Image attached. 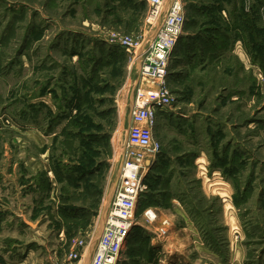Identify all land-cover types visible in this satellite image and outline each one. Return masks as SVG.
Masks as SVG:
<instances>
[{
    "label": "rangeland",
    "instance_id": "rangeland-1",
    "mask_svg": "<svg viewBox=\"0 0 264 264\" xmlns=\"http://www.w3.org/2000/svg\"><path fill=\"white\" fill-rule=\"evenodd\" d=\"M183 1L184 34L166 79L174 102L159 115L161 152L137 215L175 200L188 212L204 248L175 249V264H264V2ZM146 9L144 0H0V153L8 151L0 162L23 159V142L44 153L35 176L44 205L19 243L44 252V264L101 232L133 101L148 100L110 37L138 35ZM251 24L256 37L243 30ZM240 38L243 51L233 44ZM34 130L46 136L42 149ZM141 224L117 264H159L156 225Z\"/></svg>",
    "mask_w": 264,
    "mask_h": 264
},
{
    "label": "built area",
    "instance_id": "built-area-1",
    "mask_svg": "<svg viewBox=\"0 0 264 264\" xmlns=\"http://www.w3.org/2000/svg\"><path fill=\"white\" fill-rule=\"evenodd\" d=\"M144 1L147 9L140 33L109 37L135 67L138 90L147 84L141 90L148 100L144 105L133 101L118 179L90 260L86 261L92 244V236L88 234L75 238L55 264H117L131 232L142 222L147 228L155 223L154 238L162 240L168 235L169 220L162 218L157 223L158 214L152 207H145L137 215V204L146 191L151 166L160 154V144L154 138L159 115L174 102L166 79L169 63L184 34L186 9L183 0ZM236 47L242 50L240 41Z\"/></svg>",
    "mask_w": 264,
    "mask_h": 264
},
{
    "label": "crops",
    "instance_id": "crops-1",
    "mask_svg": "<svg viewBox=\"0 0 264 264\" xmlns=\"http://www.w3.org/2000/svg\"><path fill=\"white\" fill-rule=\"evenodd\" d=\"M239 41L240 39L233 40L235 47L236 43ZM129 125L130 118L128 121V126ZM34 131H36V133H34L35 135L28 132V134L33 136L30 137V140L34 141L38 148L42 149L44 143L48 144V141H46L47 139L45 140L44 138L46 136H44L39 130ZM31 132L33 131L31 130ZM4 145H6V143H4ZM11 146L12 145L9 144V152L13 151V147ZM6 148L7 147L3 148L4 151L1 149L0 156L8 154ZM17 155L19 156V159L22 157L23 159L17 161L16 155L13 154L11 159H8L7 161L1 159L2 162H0V264H13V261L16 259L18 262L15 261L16 264H28L30 258L32 260L29 262L30 264H44V252L34 256L35 251L33 249L25 250L22 245H19V243L27 241L26 237L27 235H30V231L33 229L36 230L33 223L37 224L39 223V220H35L36 213L34 211L40 209L42 211V206L44 205L45 200L42 199L43 191L38 188L35 181L36 174L44 165V153H40L39 156L29 154L27 150V142H23L22 145H18ZM171 204V208L164 205L155 206V210L158 214L157 223H159L162 218H166L170 222L167 237L162 240L155 238L154 241H159L157 243L160 246V254L157 256L159 264H175V249L179 252L185 251L192 247L191 244H194V247L199 250L204 248L201 247L204 246L201 237L196 236L198 227H195V223L189 216L188 212L180 207V203L177 200H175V204ZM222 226L225 225L223 224ZM185 230H189L191 236L184 233ZM35 232H37L36 234L42 233L41 228L40 231ZM179 234H182V237H179ZM13 241L20 242L13 244ZM95 245L96 241H94V243L88 248V254L86 255L87 262L90 260L94 252ZM53 254L56 257V261L64 256H62V254L59 256L57 252H54ZM199 256L202 257L201 255ZM20 257L21 259H19ZM146 264H149L148 261ZM204 264L207 263L205 262Z\"/></svg>",
    "mask_w": 264,
    "mask_h": 264
},
{
    "label": "trees",
    "instance_id": "trees-1",
    "mask_svg": "<svg viewBox=\"0 0 264 264\" xmlns=\"http://www.w3.org/2000/svg\"><path fill=\"white\" fill-rule=\"evenodd\" d=\"M263 2H264V0H262ZM253 9V8H252ZM254 11V12H253ZM255 11H256V9H253V10H251L250 9V11H249V13H247V12H245L244 10L242 11V13H244V16H248V17H252L253 16V14H255ZM256 13H258V11H256ZM245 22H246V19H245ZM243 30L246 32V33H250V35H252V36H254V37H256L255 36V31L257 30V29H255V31H254V29H253V25L251 24V25H249V26H247V25H245L244 27H243ZM248 30V31H247ZM213 32H215L216 33V31H213ZM257 33L259 32L258 30L256 31ZM240 40H242V38H240ZM243 41V40H242ZM214 50H216V49H214ZM217 50H219V49H217ZM216 50V51H217ZM236 205V204H235ZM208 210V209H207ZM189 211V210H188ZM192 211V210H191ZM190 212V211H189ZM198 212H201V211H198ZM203 212V211H202ZM198 216H200L199 214H197ZM202 230V229H201ZM214 235H215V233H213ZM212 235V234H211ZM205 237V240H206V238L208 239V240H210V237L209 236H206V235H204Z\"/></svg>",
    "mask_w": 264,
    "mask_h": 264
},
{
    "label": "flooded vegetation",
    "instance_id": "flooded-vegetation-1",
    "mask_svg": "<svg viewBox=\"0 0 264 264\" xmlns=\"http://www.w3.org/2000/svg\"><path fill=\"white\" fill-rule=\"evenodd\" d=\"M160 152H161V150H160Z\"/></svg>",
    "mask_w": 264,
    "mask_h": 264
}]
</instances>
